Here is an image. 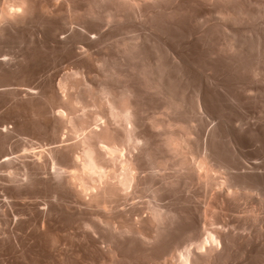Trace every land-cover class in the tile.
<instances>
[{
    "label": "bare ground",
    "instance_id": "obj_1",
    "mask_svg": "<svg viewBox=\"0 0 264 264\" xmlns=\"http://www.w3.org/2000/svg\"><path fill=\"white\" fill-rule=\"evenodd\" d=\"M3 1L4 0H2L1 2ZM6 1L8 2L7 4L3 3V5L0 6V13H1V17L2 15L6 16L7 17L6 19L8 21H10L8 17L11 18L13 17V15L17 17V14L20 11H21L20 13H22V11L25 12L26 10L28 13L29 4L26 5L27 0H13L14 3L11 2V0L10 2L9 0ZM50 1L53 2L52 4L58 2V0H50ZM76 1H80V0L62 1V3L64 2L63 6H66L67 10L69 9L68 11L72 12L70 13V15H68L69 17L67 16L68 23L78 22L82 20V23L84 21L86 22L85 24H87L88 21H91L92 25L89 22L88 24H90V26L83 28V30L86 29V31L84 30V33L86 35V38L90 42L91 41L97 42L100 38L105 36L104 34H107L106 33L107 31L111 30L113 32L114 31L117 32L116 30H119L120 31L119 33H122L123 35L120 36L119 39L117 40L115 39L116 42L114 39H112L115 42L113 43L115 45L114 49L115 51L117 49L118 53L120 52L121 54L120 56H122V58L125 57V61L127 59L128 62H131V64L129 63L131 67L126 65L129 68L123 65L125 61L124 63L122 62L123 63L122 66H125L127 68V73L132 74L133 76L135 75V78H137L136 81H138L139 83V84L137 83L135 84H137L138 86L140 85L144 89V92L146 90H150L153 91L155 94L159 95L160 97L159 96L158 97L162 98L161 100H163V104L161 103L162 107L167 109V112L168 113L170 112L171 114L168 115L167 118L163 117L164 119L156 118V117L155 118L148 117V121H147V118L143 117L142 114L143 107L141 106L142 107L141 108L139 105L140 104L139 101L141 99L139 100L138 97L142 95V94L139 95V93L142 92V90L140 91L139 88L136 91L133 84L131 83L117 85L116 83L117 80L118 82L119 79L123 81L122 79L123 77L121 76V74L125 72V71L123 72L118 71L120 68H118L117 70L115 69L116 67H111L110 64H107L110 65V67H107L106 65V68H104L105 65L104 67L102 66L104 69L102 75H104V77L103 76H102L103 78L100 77L102 78L101 82L98 78L100 83L97 82L96 85L98 83L99 84L96 87H92V86L89 87L83 85V83H86L83 81L84 78L77 79L76 77L75 79L74 74L76 73L74 72L72 73L69 71L73 76L72 78L75 80H69L68 79L69 76L67 78L64 76L65 79L58 80L59 84L58 81L57 84L55 83L56 85H58V88L54 87L53 86L54 84H52V86L55 89L57 88L59 92H62L60 96V100L63 103L64 107L76 111L75 108L78 104H79L78 107L85 106V104L88 105V103H84V102H86V99L90 98L89 102L91 103L89 104L96 105L97 108H99V110H97V112L96 110L94 112L92 111V113L90 114H87V112L77 114L75 112L72 116L70 115L68 117L66 115L67 113H65L66 116H63L64 112L63 114L61 113L62 111L60 113L58 112V119H59L58 123L62 124L63 126L64 124L66 125V123L69 125V132L72 135V137L71 136L70 137L73 138L74 140L62 146H53L50 148L48 146L49 159L47 158L46 160L45 159L43 160L40 158L43 152H41L40 155L36 154L39 155V157L37 156V158L35 159L36 162L34 161L35 162L34 165H36L35 168L36 169L39 168L42 171H45L46 172L45 174L50 173L52 171L47 170V167L49 166L48 165L49 161H51L50 165L53 167L54 171L58 172V169H61L62 167V169H64L62 171V175H64L63 177L64 188L66 189L68 188V190L70 191L69 193H72L74 191L73 193L74 196L76 197V199L74 197L75 200L78 199L79 201H81V203H84L85 205H89L88 206L89 208L90 206L95 207L96 209H98L97 212L100 211V213L97 214L98 216L96 215L97 217L93 215L95 216V218L93 219L89 218L90 221H88L87 219H86L87 221H82L84 222V224L82 223V225H85L86 229H88L87 230L89 232L88 234L90 233L93 234L94 232L99 230H101L102 232L101 233L102 235L98 237H101L99 239L104 241V243L106 244L100 247L98 246L99 248L97 252L99 254L98 255L99 264H137V263L139 264H219L218 262L223 261L220 260L222 255L227 254L230 251L229 247L232 246L230 244L233 242L234 236L236 234L234 232H236L235 230L237 229H235L234 231L232 229H227L226 228L227 226L224 227L222 224L219 225V222L217 225V222L215 220L212 221V219H211L212 222H209L210 225L208 224V226H206L205 223L203 224V222L199 219V216H201L202 213L205 214L204 212L205 209L202 210L203 212H201L200 208H199L200 211L197 215L198 221L196 220L197 222L194 225L186 224L188 226L184 227L183 221L186 217L184 218V215H182L180 209L178 210L171 207L174 202L171 205H169L171 202L168 204V202L166 203L165 201H163V199L164 197H167L170 193H173L174 191L178 192L177 188H181L178 187L180 183L181 185L184 186L185 183L190 184L196 182L198 185L204 187V189L206 190L208 189L210 191L209 194L211 196L210 195L209 196L211 203L212 202L214 203V201L216 203V201H218V203L219 202L221 203L220 206L226 203L227 206L229 207L230 204H233L232 202L233 199L239 197V194H241L244 191L243 189L244 187H242V185L240 186L238 183L233 181V172L235 171H233L232 168L235 167L236 165L232 164L234 165L232 166L230 164H225L226 162L224 163L223 160H222L223 163L219 162V160H216L217 154L211 151L209 148H206V150L202 151V153L199 152H198L199 154L195 153L197 155L195 157H192V155L195 154H192L191 156L187 155L189 154V152H193V150L192 151L190 150L192 149L195 143L193 141L194 138L192 140L190 139V134L192 133V131H195L196 127L194 128L195 125L192 126L186 124V126L189 127L184 128L185 125L182 123L184 122V112H185L184 108H191L193 109L192 111H194L195 113L197 110V114H198L199 108H204L203 104L205 102L201 96V93H199L200 92L199 90L198 91L195 90L196 92H194L193 99L191 98L189 102H186V100L184 99L185 98L184 89H183L184 86L183 87L180 86L181 83L184 82V77H185V72L183 71V68H181L182 67L181 64L184 63L183 62L184 59L182 58L184 57L181 56L180 55L181 53L179 54L178 51L176 52L177 49L174 50L176 46L174 45L175 48H173V46L169 43L170 41L169 39L170 38L172 39L173 37L175 38L176 35L178 36L181 35L183 36L182 38L183 40L185 35L187 39L186 41H188V43H194V45L195 43L199 44L198 45V47H200L199 50L201 48L203 50V56H201L202 54L200 55L201 59L204 57L205 60H207V62L209 61L210 63L218 62V61H222L224 63L227 62L226 64H230V63L233 64L234 62L241 63L242 61L244 62L245 60H247V58L249 59L250 57H252L253 60L255 59L256 63L264 62V38L261 33L258 34L257 31L259 30L256 31L254 27H251L255 29L256 32L254 33H256V35L254 34V37L252 39L250 37V40L251 41L253 40L251 43H249V41L248 42L246 41L247 42L246 43L245 42L246 39L244 40L243 39L244 37H242V35L244 34L243 31H240L242 33L241 36L239 34V37L242 38V41L236 39V36H238L237 31L241 29L239 30L235 29V25L237 24L244 23V25L246 26L245 22L247 19L251 21L254 19V17L263 18L264 0H81V2L84 1L83 7L78 6L80 5L79 2L78 5L75 6L73 3ZM41 2H43V0ZM252 2L255 5L253 7L255 8L253 9V7L251 6L252 9L248 10L247 7H245V5L247 3L251 4ZM40 4L42 5L43 3ZM59 5H61L60 2ZM44 6H48V5H44ZM30 7H33L32 4ZM55 7H53V9ZM51 8H49L50 11H52ZM80 8H82V12L81 11L79 12ZM248 8L250 7L248 6ZM41 9L45 10L43 9V7H41ZM60 11H62V9ZM76 13H78V15H75ZM67 14L68 13H66L65 15ZM29 16L32 15L30 14ZM63 16L64 15H62V17ZM18 18L14 19V21L18 20ZM250 18L252 19L250 20ZM4 19L5 18L3 17V20ZM66 21L63 22L67 23ZM78 23L80 24V22ZM252 23L254 24V22ZM252 23L249 24L253 25ZM66 25H63L64 28L66 27ZM185 25H188L189 27L185 28L184 27ZM55 26L53 27L55 28ZM73 26L75 25L73 24ZM76 27L77 26H75L74 29L73 28L72 29L75 30ZM66 28L68 29V27ZM139 28L140 29L142 28V31L140 30L141 32H138L139 30L137 31V29ZM77 29L81 30L80 27L79 28L77 27ZM110 33L111 32H109V34ZM70 35L68 34V36ZM219 35L223 37V40L221 38L222 41L219 40L220 42H217L219 39L217 37ZM101 40H103V38L100 39V41ZM110 40L108 39V41ZM182 40L181 42L183 43L184 40L183 41ZM112 42L113 41H111V43ZM177 43L178 42H176V44ZM188 43L186 42L187 45ZM84 44L82 43L83 46L81 47L86 46ZM96 44H98V42ZM179 46L177 47L179 48ZM87 47L88 46H86V49ZM106 47L108 48L109 46ZM88 48H90V45ZM195 48L197 49L196 46ZM80 49H81L80 51H82L83 48ZM182 49L184 48H181V51ZM192 50L195 49L191 48V51ZM202 50L200 51L202 52ZM86 51L84 50V52L82 53H85ZM107 52H105V54H107ZM110 52L111 49L109 50V53ZM199 53L200 52L198 51L197 54L199 55ZM98 54L96 56L99 57ZM105 54L100 55L101 57L99 58L92 57L93 54L91 55L89 52H86V54L83 55H85L91 61V63L93 62V60H95V63L99 61L100 63L99 62L98 63L100 65H103L105 64L106 60L108 62V57H107L108 54L107 55ZM112 56L114 57V58L112 57L113 59H116L114 55ZM122 58L119 57L118 60L120 61L121 59L122 61ZM135 60L140 61V63L138 62L139 65L135 66L136 64ZM196 60H200V58ZM250 60L252 59L250 58ZM98 63H97V69L100 66ZM113 63L114 62L112 61V64ZM83 65L84 64H82V66ZM130 68L132 69L131 71L129 70ZM259 72L257 74H259ZM98 73L100 74V72ZM125 74L126 73H124V75ZM132 75H127L129 76V78H131L129 81L132 80L133 77ZM129 78H126V80ZM135 78H133L134 81ZM113 80H116V82L115 81L114 82L116 83L117 86L113 84L112 82ZM79 86H81L80 90H78ZM68 87H70V89L71 88L73 89L75 88V89L71 91L72 89L69 90ZM32 91H34V89ZM155 94L152 93L153 96ZM56 95H58V93ZM82 103L84 105H82ZM88 106L90 107V105ZM158 114H160V112ZM145 119L147 122L146 123L147 126H145L146 125L145 124L144 127L142 125ZM141 127L144 128L141 129ZM30 162L32 163V161ZM168 165H170L174 169L173 171L170 170V173L175 172L174 174L172 173L171 175H167L166 174L167 172L164 173V170ZM171 167L170 168L168 167L166 169H172ZM217 172L224 173L225 175L224 174H223L224 176L223 175L221 176V174L216 175L218 174ZM33 175H34V171H33ZM154 181L157 182L156 186H153ZM146 188L151 190L150 191L151 194L148 195L149 198L146 197L148 199H145L146 205L143 204V206H140L139 204L141 201L138 200L139 202L138 204V202L134 198L138 197L141 192L143 191L146 192ZM147 192H149V190ZM73 193L71 195V198L73 196ZM192 193L194 194V192ZM195 193H196L195 195H197V192ZM189 196L186 198L189 199ZM211 197L215 200L211 199ZM186 198L185 200L187 201ZM211 203L209 202V204ZM218 203H216V205H218ZM209 204L207 206H209ZM178 205L180 204L178 203ZM216 205L215 204L213 205V210L215 209L214 207H216ZM235 205L236 204H234V206ZM142 207H144V210ZM181 207L183 208V206ZM40 208L43 207L41 206ZM196 208L198 209V207ZM224 208L227 207L225 206ZM42 210L39 211L41 212ZM212 213L213 212H211V214ZM88 214H90V212ZM180 218H182V223L180 224V226H178L179 223L178 221ZM239 227L243 230L244 228L246 229V226L244 227V224H242ZM243 237L245 236L243 235ZM243 237L242 240L244 239ZM258 237L260 238V236ZM245 244L247 243L245 242Z\"/></svg>",
    "mask_w": 264,
    "mask_h": 264
},
{
    "label": "rangeland",
    "instance_id": "obj_2",
    "mask_svg": "<svg viewBox=\"0 0 264 264\" xmlns=\"http://www.w3.org/2000/svg\"><path fill=\"white\" fill-rule=\"evenodd\" d=\"M1 1L2 0H0V2ZM4 1L1 2L2 4L0 3V6L3 5V3L4 4L8 3L6 0ZM41 1L42 0H38V1L27 0L26 5L29 4L28 13L26 10L25 12L22 11L23 14L20 13L21 12L20 11L17 14V17H15V15H13L14 18L8 17L10 21L6 19L7 18L6 16L2 15L1 17V13H0V17H1L0 18L1 19L0 20V32H1L0 33V208H1L0 209V264H55V262L56 264H63L64 262H65L64 264H75V263L99 264V260H98L99 254L97 250L100 246L106 244L104 243V241L99 239L101 237H98L102 235L101 234L102 232L101 230H99L94 232L96 234H94L93 232H92L93 234L91 233L88 234L89 233L87 231L88 229H86L85 225H82V223L84 224V222L82 221H87V220L90 221V219L95 218V216L98 213H100V211L97 212L98 209H96L95 207L90 206L89 208L88 207L89 205H85L84 203H81V201H79L78 199L75 200L76 197L74 196L73 190H72L73 192L71 191L73 193V196L71 198L72 193H69L70 191L68 190V188L67 189L64 188V183H63L64 175H62V171L64 169H62V167L61 169H58V172L54 171L53 167L50 165L51 161H49L48 162L49 166L47 165L48 166L47 170L52 172L47 173L48 174L47 175L45 174L46 173L45 171H42L39 168L36 169L35 168L36 165H34L36 162L35 159L37 158V156L39 157L41 152L45 154L44 155L42 153V156L43 155L44 156L43 158L41 156L40 157L41 159L43 160L44 159L46 160L47 158L49 159L48 149L50 147L62 146L74 140L73 138H71L72 135L69 132V125L66 123V125L64 124L63 126L62 124L58 123L59 121L58 112L60 113L62 111L61 112L62 114L64 112L63 116L67 115L68 117L70 115L72 116L75 112L77 114L83 112L84 113L87 112V114H90L92 113V111L94 112L96 110L97 112V110H99V108H97L96 105L89 104L91 103L89 102L90 98L86 99V102H84V103H88L90 107L85 104V106H80L83 108H80L78 107L79 106L78 104L75 108L76 111H73V109H69L67 107L65 108L60 100V96L62 92H59V90L57 89L58 88V85H56L57 81L63 80L65 79V77L67 78L68 76H69L68 78L69 80H75L76 77L77 79L84 78L83 81L86 82L87 84L83 83V85L89 87L90 86L96 87L102 81L101 79L104 77V75H102L104 70L103 69L104 65H105L104 68H106V65L110 64L111 67H116L115 69L117 70L118 68H120L118 71H122V72L125 71L123 72V74H121V76L123 77L121 78L123 79L124 82L121 79H119V82L118 80L117 82L116 80H113L112 82L115 86L125 83L126 84L131 83L133 84L136 91L139 88L140 91L142 90V92L139 91L140 92L139 95L142 94L140 95V97H138L139 100L141 99L139 101L140 102L139 105L140 107L141 106L143 107V108L141 107L143 111L142 114L143 117L147 118V121H148V117L150 118L156 117V118L164 119L165 117L167 118V116L170 115L171 113L170 112L168 113L167 109L162 107L163 100H161L162 98H159L160 97L159 95L155 94L153 91L150 90H146L144 92V89L140 85H139L140 87L137 85L139 83L138 81H136L137 78H135V75L133 76L132 74L127 73V68L131 67L130 66L131 62H128L127 59L125 61V57L123 56L124 58H122V56H120L121 55L120 52L118 53L117 49L115 51L114 49L115 45L113 44L116 42L117 39L120 38V36L123 35L122 33H119L120 32L119 30H116L117 32L115 31L113 32L111 30L107 31L106 32L107 34H104L105 36L103 35L104 37H102L103 38V40H101L102 42L100 41V39L102 38H100L97 41L99 44L98 45L96 44L97 43L96 41H93L95 43H93L92 41L90 42L86 38V35L84 33V30L86 31V29L83 30V28L90 26V24L92 25L91 21H88V23L90 22V24L88 23L85 24L86 22L84 21L82 23V20L78 21L80 22V24L78 22H72L75 26H77L78 28L80 27L81 29L79 30L76 27L75 30H73L75 26H73L72 23H68V17H69L68 15H70V13L72 12L71 11L69 12L68 11L69 9L67 10L66 6H63L64 2L62 3V1L64 0L62 1L58 0V2L54 3L56 7L54 4H52L53 2L50 0H48L49 2L47 0H43V2ZM11 2L14 3L13 0H11ZM59 2L61 5H59ZM78 2L80 5H78ZM80 2L81 0L76 1L73 4L75 6L78 5L79 7H83L84 1L81 2L82 4ZM30 3L32 4L33 7H30L31 6ZM40 3L43 4L41 5ZM252 4L253 2L251 4L247 3L245 7H247L248 10H251L252 7L255 6L254 4L253 5ZM44 5H48V6H44ZM51 5L55 8L53 9ZM248 6L250 8H248ZM39 7L40 9L41 7H43V9L45 10L42 9L40 10ZM49 8H51L52 11H50ZM254 8L255 7H253V9ZM61 9L62 11H60ZM64 10L66 13H68L67 15H65L66 13L64 12ZM80 11L82 12V8H80L79 12ZM78 13H76L75 15H78ZM30 14L32 16H29ZM62 15L64 16L62 17ZM3 17L5 18L4 20ZM17 18L18 20L14 21V19ZM255 18L256 17H254L253 20H251L252 18H250V20L254 22V24L251 21H249V19H247L245 22L246 26L244 25V23L237 24L238 26L235 25L236 30L241 29L237 31L238 36H236V39L242 41V38L239 37V34L241 36L242 33L240 31H243L244 32L243 34L244 36L242 35V37H244L243 39L244 40L246 39L245 42L249 41V43H251L253 40L251 41L250 37L252 39L254 37V34L256 35V33L254 32H256L257 30H259L257 31L258 34L261 33L264 38V33H263L264 17L263 18L257 17L256 18L257 21L255 20ZM11 20L14 22H12ZM63 21H66L67 23ZM249 23H252L253 25ZM69 24L70 25L72 24L71 27ZM63 25H66L68 29L66 27L64 28ZM53 26H55L56 29ZM184 27L188 28L189 26L185 25ZM246 27L249 28L250 30L247 29ZM251 27H254L256 31L254 28ZM66 30L68 31L71 30V31L68 32ZM140 30L142 31V28L137 29L138 32H141ZM109 32L111 33L109 34ZM68 34L71 35L68 36ZM111 34L112 36L115 37H112ZM182 38L183 36L176 35L175 38L173 37L172 39L171 38L169 39L170 40L169 43L173 46V48H175L176 46L174 50L177 49L176 52L178 51L179 54L181 53L180 55L184 57L182 58L184 59L183 61L184 63L181 64L182 66L181 68H183V71L185 72V77H184V82L181 83L180 85L182 87L184 86L183 87L184 97H185L184 99L186 100V102H189L191 98L193 99L194 92L199 90L200 91L199 93H201V96L205 102L203 104L204 108H199L198 114L196 109H195L196 110L195 113L194 111H192L193 109L191 108H184L185 111L184 122H182L185 125L184 128L189 127L186 126V124L192 126L195 125L194 128L196 127L195 131H192V133L190 134V139L192 140L194 138L193 141L195 143L192 149L190 150V151L193 150V152H189V154L187 155L191 156L192 154L198 152L202 153V151H205L206 148H209L211 151L217 154L216 160H219V162L223 163L224 161V163L226 162L225 164L236 165L235 167L232 168L233 171H235L233 172V181L238 183L240 186L242 185V187H244L243 188L244 191L241 194H239V197L233 199L232 201L233 204H230L229 207L227 206L226 203H225L226 205L222 204V206H220L221 203L219 202L220 203L219 204L218 201H216L218 205H216L215 201L214 203L213 202L211 203L210 200L211 195L209 194L210 191L208 189L207 190L204 189V187L198 185L196 182L190 184L184 182L186 187L185 185L183 186L180 183L178 187L181 188H177L178 192L174 191L173 192L174 194L170 193L169 195L171 194L173 195L171 196L168 195L167 197H164L163 201H165L166 203L168 202V204L171 202L169 205H171L174 202L171 207L178 210L180 209L182 215H184V218L186 217L183 221L184 227L190 224L194 225L198 221L197 215L199 211L201 210V212H203L202 210L205 209L204 210L205 214L202 213L201 216H199V219L203 222V224L205 223L206 226H208L209 222L215 220L217 222V225L219 222V225L222 224L224 227L227 226L226 227L227 229H232L233 231L237 229L235 230L236 232H234L236 234L234 236L233 242L230 244L232 246L229 247L230 251L227 254L222 255L220 260L223 261L218 262L219 264H264V255H263L264 254V243H263L264 240V236H263L264 235V212H263L264 211V206H263L264 205V62L256 63L255 59L253 60V58L250 57L253 61L250 60V58L249 59L247 58V60H245L246 62L242 61L241 63L234 62L233 64L231 63L226 64L227 62L224 63L222 61L210 63L209 61L207 62V60H205L204 57H203L204 59L203 58L201 59L200 55L202 54L201 56H203V50L202 48L200 49L202 50V52L199 50L200 47H198L199 45L198 43H195V45L194 43H188V41H186L187 40L186 36L184 35L183 40L188 43L189 45L188 46L186 42L182 40ZM217 38H219L217 42L223 40V37L220 35ZM108 39L110 41H108ZM112 39L114 40L116 39L115 42ZM181 40L183 41V43L181 42ZM111 41L113 42L111 43ZM81 42L83 44L85 43L84 45L88 47L90 45V48L87 47V49L89 50L86 49V46H84L85 49L84 47H81L83 46ZM171 42L174 44H172ZM176 42L178 43L176 44ZM110 45H112L113 47ZM190 45L193 47H191ZM106 46H109L108 47L109 49ZM177 46H179V48ZM195 46L197 47V49L195 48ZM189 47L195 49L196 51L198 50L200 52L199 55L197 54L198 51L197 52L195 50L191 51V48ZM80 48H83L82 51H80L81 50ZM96 48L98 51L96 50ZM181 48L184 49H182L181 51ZM110 49L111 52L109 53ZM84 50L85 51L87 50L86 52H89L91 55L93 54L94 56L92 55V57H96V58L101 57L100 55H104L105 52L108 51L107 54L108 53L109 54L108 55L105 54L108 57V62L106 60L105 64L100 65L99 64L100 62L97 61V63L99 62L98 64L101 66L98 67L99 69L98 70L97 63H95V60H93V62L91 63V61L85 55H83L86 54V52L82 53L84 52ZM92 50L94 53L92 52ZM194 53L197 54L199 57ZM97 54L99 55V57L96 56ZM110 54L114 55L116 59H113L114 57ZM80 56L83 58H81ZM117 56L122 58V61L121 59L119 61L118 60L119 57ZM85 58H87L88 60ZM199 58L200 60H196ZM110 59L114 62L113 64ZM135 61H136L135 66L139 65L140 61L139 60H135ZM87 62L91 63L93 66ZM82 64L84 65L82 66ZM122 64L125 66L128 65L129 67L126 66L127 67L126 68L125 66H122ZM110 65H107V67H110ZM88 68L91 70H89ZM210 68H212L213 70ZM129 70L131 71L132 69L130 68ZM69 71L72 73L73 72L76 73L74 74L75 79L72 78L73 76ZM257 71L259 72V74H257L258 73ZM98 72H100V74ZM124 73L126 74L124 75ZM127 75L133 76V77L130 76L132 77L131 80L132 82L129 81L131 78H129V76ZM205 76L207 77V79ZM126 78L129 79L126 80ZM133 78H135V81ZM114 81L117 83V85ZM97 82L99 83L96 85ZM52 84H54L53 86L57 88L55 89L52 86ZM81 86H79L78 87L79 89L78 88L77 89L80 90ZM68 88L69 90L72 89L71 91L75 89V88L70 89V87ZM33 89L34 91H32ZM57 93L58 95H56ZM152 93L155 95L153 96ZM245 93H247L248 95ZM82 105L84 104L82 103ZM159 112L160 114H158ZM65 113L67 114L65 115ZM146 123L147 122L145 119L142 126H144ZM145 126H147V124ZM144 127H141V129ZM195 156L197 155L196 154L192 155V157ZM30 161H32L33 164ZM168 167L170 168L171 166L168 165L166 168ZM166 168L164 170V173L167 172L166 173L167 175H171L172 173L173 174L175 173V172L170 173V170L171 171L174 170L172 167H171L172 169H166ZM33 171H34V175H33ZM217 173L218 174L216 175L221 174V176L224 174L221 172H217ZM61 183L63 184V186ZM156 185L157 182L154 181L153 186ZM190 189L192 190V192H194V194L191 192ZM148 190L149 192H147ZM150 191H151L150 189L146 188V192L143 191L139 194L138 197L134 198L137 202L138 200L142 202V203L140 202V204L138 202L140 206H143V204L146 205L145 199L149 198L148 195L151 194ZM195 192H197V195H195L196 194ZM53 193L55 196L53 195ZM188 196L189 199L186 198ZM185 198L187 199V201L185 200ZM211 199L213 198L211 197ZM209 202L211 204H209ZM178 203L181 206H183V208L180 205H178ZM208 204L209 206H207ZM214 204L216 205V207H214L215 209L213 210ZM234 204L236 205L234 206ZM223 205H225L227 208H224L225 206ZM41 206L43 208H40ZM196 207H198V209ZM142 208L144 210V207ZM208 208L210 211L208 210ZM39 210L42 211L40 212ZM89 212L90 214H88ZM211 212L213 213L211 214ZM91 215L92 216L95 215V216L92 217ZM229 221L231 222V224ZM178 222H179L178 226H180V224L182 223V218H180ZM242 224H244V227L246 226V229L244 228L243 230L239 227ZM243 235L245 237H243ZM258 236H260V238ZM242 237L244 238L243 240ZM245 242L247 244H245Z\"/></svg>",
    "mask_w": 264,
    "mask_h": 264
}]
</instances>
